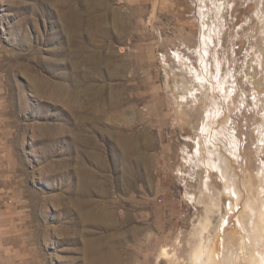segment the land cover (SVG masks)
Segmentation results:
<instances>
[{"label": "rangeland", "instance_id": "1", "mask_svg": "<svg viewBox=\"0 0 264 264\" xmlns=\"http://www.w3.org/2000/svg\"><path fill=\"white\" fill-rule=\"evenodd\" d=\"M263 50L264 0H0V264H264Z\"/></svg>", "mask_w": 264, "mask_h": 264}, {"label": "bare ground", "instance_id": "2", "mask_svg": "<svg viewBox=\"0 0 264 264\" xmlns=\"http://www.w3.org/2000/svg\"><path fill=\"white\" fill-rule=\"evenodd\" d=\"M263 52H264V50H263ZM92 185H91V187L92 188H90V190H92V191H97V192H103L104 190H105V187L100 183V181L99 180H97L96 179V176H94L93 178H92ZM87 184V183H86ZM90 185V184H89ZM87 189V188H86ZM88 190H89V188H88ZM80 192V191H79ZM81 193L83 194V195H85V192L84 191H81ZM81 194V195H82ZM78 205V207L79 208H82V206H87V208H86V210L85 211H83L84 213H83V215L82 216H84L85 218H90L91 219V221L93 222H98L99 220H101L102 218H105L106 216H108V217H112V211L111 210H108V209H106L107 207L105 206V204H104V206L106 207V208H103L101 211H100V213L96 216V214L94 213V214H92V211H91V208H88V206H90V205H93V203L91 202V201H89L88 199H84V200H82V199H80V200H78V203H77ZM91 207H93V206H91ZM94 208V207H93ZM103 210H106V211H103ZM108 221V220H107ZM106 221V222H107ZM104 222H105V220H104ZM103 222V223H104ZM101 224V223H100ZM113 224V223H112ZM107 227V226H106ZM90 244H91V242H88L87 241V246H88V252H90V250H91V248H90ZM206 249L204 248V247H201L200 249H199V252L198 253H196L195 254V263L194 264H197V263H201V261H202V257L206 254V251H205ZM162 252L163 253H166L165 252V248L162 250ZM208 259L210 260V258H209V255H208ZM108 261H109V264H114L115 263V256H114V253H113V251L112 250H110L109 251V258H108ZM264 261V260H263ZM124 264V263H123Z\"/></svg>", "mask_w": 264, "mask_h": 264}]
</instances>
